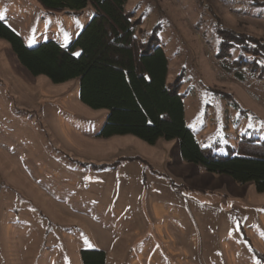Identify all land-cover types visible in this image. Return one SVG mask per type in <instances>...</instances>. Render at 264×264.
Segmentation results:
<instances>
[{"label": "rangeland", "instance_id": "374dc122", "mask_svg": "<svg viewBox=\"0 0 264 264\" xmlns=\"http://www.w3.org/2000/svg\"><path fill=\"white\" fill-rule=\"evenodd\" d=\"M125 9L140 40L157 25L166 82L181 78L201 146L227 155L264 140V55L220 48L223 30L264 45V0ZM93 12L0 0L2 21L28 47H67ZM106 115L80 100L78 79L31 74L0 38V264H82V249L103 250L106 264H264V192L184 161L177 139L98 137Z\"/></svg>", "mask_w": 264, "mask_h": 264}, {"label": "trees", "instance_id": "16d2710c", "mask_svg": "<svg viewBox=\"0 0 264 264\" xmlns=\"http://www.w3.org/2000/svg\"><path fill=\"white\" fill-rule=\"evenodd\" d=\"M46 11H80L87 5L93 15L73 41L63 47L45 41L34 47L2 20L0 38L7 40L19 62L33 75H45L53 83L78 79L80 100L107 115L98 137L134 135L148 144L177 139L181 157L213 174H227L235 182H251L264 192V140L251 138L227 155L201 146L184 120L181 78L166 82L167 59L154 35L145 41L134 31L138 24L127 0H36ZM220 48L238 47L251 55L263 54L256 39L223 30ZM78 51L79 55H75ZM234 153V154H233ZM82 264H106L101 249H82Z\"/></svg>", "mask_w": 264, "mask_h": 264}, {"label": "snow or ice", "instance_id": "6c2138e0", "mask_svg": "<svg viewBox=\"0 0 264 264\" xmlns=\"http://www.w3.org/2000/svg\"><path fill=\"white\" fill-rule=\"evenodd\" d=\"M4 19V16L2 13H0V20H3ZM75 55H79V53H75ZM88 247H93V245L91 243H88L87 245Z\"/></svg>", "mask_w": 264, "mask_h": 264}]
</instances>
